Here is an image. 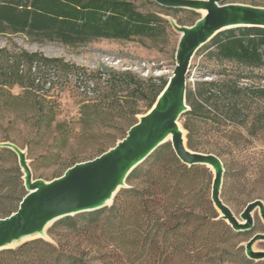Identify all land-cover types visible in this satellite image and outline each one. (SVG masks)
<instances>
[{"label": "rangeland", "instance_id": "rangeland-1", "mask_svg": "<svg viewBox=\"0 0 264 264\" xmlns=\"http://www.w3.org/2000/svg\"><path fill=\"white\" fill-rule=\"evenodd\" d=\"M129 1L140 12L161 13L169 22L167 35L142 43L97 39L67 46L37 42L25 34L0 33V149L15 152L14 157L0 160V200L7 195L5 177L20 176L25 195L30 181L54 182L74 165L114 148L155 105L150 108L147 99L134 94H151L160 84L159 78L169 82L172 77L180 43L172 20L177 26L191 27L202 14L188 9L166 12L154 0ZM230 3L264 7V0H224V4ZM208 51L201 49L195 54L186 78L187 92H195L203 82H216L223 89L224 85H231L232 89L264 87V76L260 78L247 71V78H238L240 70L230 65L226 66L227 73H220L218 66L206 58ZM24 55H37L53 62H43L42 69ZM31 78L41 79L38 88ZM222 94L225 105L230 104V98L231 104L238 103L237 110L233 111L231 105L219 110L207 106L204 111L191 113L192 107L187 103L189 108L178 122L185 145L190 136L195 146L192 149L187 145L189 149L222 161L225 174L221 200L245 224L241 215L249 206L257 202L264 206V98ZM166 143L171 142L161 145ZM19 150L25 153L24 158ZM198 166L203 169L194 186L198 192L194 202L205 209V214H216V220L224 221L232 229L231 242L237 250L248 257V244L259 237L253 248L264 253V217L260 208L252 212L251 229L234 230L212 200L215 171L208 165ZM143 181L129 180L123 189L143 188ZM200 192L205 201L198 199ZM1 214L0 211V218H5ZM62 231L53 223L46 237L29 240L45 239L58 244L67 240ZM29 240L5 249H15Z\"/></svg>", "mask_w": 264, "mask_h": 264}, {"label": "trees", "instance_id": "trees-1", "mask_svg": "<svg viewBox=\"0 0 264 264\" xmlns=\"http://www.w3.org/2000/svg\"><path fill=\"white\" fill-rule=\"evenodd\" d=\"M168 27L161 13L140 12L129 0H0V33L25 34L37 42L67 46L97 39L142 43L164 38ZM209 43L201 49L209 50L206 58L218 66L220 73H227L226 66L230 65L240 70L238 78H247V71L263 78L264 27L231 28ZM24 57L39 63L42 69L43 62H53L37 55ZM31 79L38 88L41 79ZM159 80L151 94L137 92L134 96L147 99L151 108L168 84L163 77ZM198 85L195 92L190 89L186 94L191 113L204 111L207 106L219 110L231 105L233 111L237 110L238 103L231 104L233 98L230 104H224L223 92L225 96L264 98V87L232 89L224 85L223 89L216 82ZM187 145L195 148L190 136ZM173 150L171 143L160 145L131 171L127 182L144 179L145 187L122 188L111 206L55 222V228H63L65 242L29 240L15 249L1 250L0 264H264L237 250L231 242L232 229L216 220V214H205V209L194 202L198 194L194 186L203 167L188 166ZM14 156V151L0 149V160ZM19 179L12 175L3 180L7 189L0 200L3 217L17 211L26 196ZM198 199H205L201 192Z\"/></svg>", "mask_w": 264, "mask_h": 264}, {"label": "water", "instance_id": "water-1", "mask_svg": "<svg viewBox=\"0 0 264 264\" xmlns=\"http://www.w3.org/2000/svg\"><path fill=\"white\" fill-rule=\"evenodd\" d=\"M154 1L161 7L168 9H188L198 13L201 12V9L209 10L207 15L201 16L191 27L177 26L175 21L172 20L180 35V43L177 49V60L173 69V76L162 92L163 96L159 99L158 107L145 119L140 118V121L130 128L128 135L124 139L119 141L114 148L101 154V156L74 165L54 182L30 181L26 185L27 194L21 201L17 211L8 217L0 218V243L9 241L29 222L42 219L43 216L57 208L60 205V201L71 195L76 188L86 186L89 183L98 185L102 180L117 175V173L132 163H136L131 169L132 171L157 150L161 144L168 142L164 140V137L169 134L173 135V139L170 142L173 145L174 152L183 163L189 166L197 164L208 165L213 168L216 178L212 188V200L222 213V218H226L234 230L251 229L254 224V219L251 215L256 208H260L262 217H264V206L260 202L249 206L241 215L243 221L246 222L245 224H241L234 217L231 210L222 202L220 197L221 185L225 174L222 161L214 155H204L189 149L187 145L184 146L182 131L178 127L180 117L189 108L186 100V78L191 62L196 56L195 54L202 46L208 44L222 31L246 26L264 27V7L258 8L234 3L224 4V0ZM131 171H129L127 177ZM115 198L116 196L113 198L112 203ZM91 200L92 196L73 206H84ZM111 204H103L97 209L110 206ZM91 210H80L77 213ZM66 216L73 215L67 214L64 217ZM258 238H253L247 246L246 253L251 260L264 259V253H260L259 256H251L250 254L253 244ZM3 249L5 248L0 250Z\"/></svg>", "mask_w": 264, "mask_h": 264}, {"label": "bare ground", "instance_id": "bare-ground-1", "mask_svg": "<svg viewBox=\"0 0 264 264\" xmlns=\"http://www.w3.org/2000/svg\"><path fill=\"white\" fill-rule=\"evenodd\" d=\"M208 12L209 10L201 9L200 14H202V16H205L208 14ZM162 96L163 93L159 95L157 102L151 108V110L147 114H145V116H142L143 119H145V117L152 114L156 110L159 104V99ZM178 127L182 131L183 145L186 146L185 135L183 130L180 128L179 123ZM172 139V134L166 135L164 137L165 141H171ZM19 152L20 156L24 158L25 153L22 150H19ZM135 164L136 163H132L130 166L117 173V175L110 176L102 180V182L98 185H94V183H89L86 186L76 188L72 191L71 195L66 198H63L60 201V205L57 208L49 212L47 215L43 216L42 219L29 222L27 226H25L22 230L15 234L14 237H12L9 241L1 242L0 249L14 247V245L22 241H27L29 240V238L46 237L48 228L53 223L57 222L59 218L64 217L67 214L73 215L80 210H94L100 208L101 206H103V204H111L113 198L117 196L119 191L127 186V175ZM90 196H92V200L88 204L84 206H73L74 204L83 202ZM250 254L251 256H259L260 251H257L253 248L251 249Z\"/></svg>", "mask_w": 264, "mask_h": 264}]
</instances>
